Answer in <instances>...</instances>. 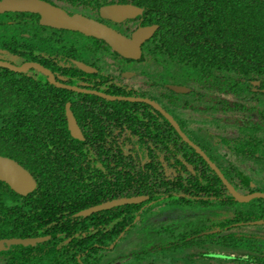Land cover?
Listing matches in <instances>:
<instances>
[{
    "label": "flooded vegetation",
    "instance_id": "flooded-vegetation-1",
    "mask_svg": "<svg viewBox=\"0 0 264 264\" xmlns=\"http://www.w3.org/2000/svg\"><path fill=\"white\" fill-rule=\"evenodd\" d=\"M41 1L47 2L65 11L70 16L79 15L105 25L128 39H131L141 28L158 27L154 36L143 44L141 58L134 60L121 56L105 41L93 36L85 35L79 31L42 26L40 24V15L33 13L2 14L6 15L5 21L11 24V26L15 24V21L18 22L19 19H23L25 21V26L30 30L28 33L25 32V34H23L25 37H28V39H37L40 37L37 36V27L35 26L36 20H38L39 25L45 28L41 31V37L48 40L56 38V40L54 39L51 41H56L57 44L61 43V47L58 46L56 51H54L56 48V45H53L54 43L50 41L47 46V43L44 42L47 48L45 50L46 55L43 57V60L46 61L44 62L45 65L41 63L36 64H40L50 70L55 75L57 83L64 86H56L50 83L48 77L46 79V85L47 83L50 84L53 86L52 89L57 90V94L59 93L60 102L68 99V101L72 103V110H67L65 112L68 131L72 140L76 143L85 142L87 145L90 144V141L93 142L90 134L95 133L98 137L103 139V141H96L94 142L95 145L90 146L98 164H105L104 166L108 167L111 172V168H117V170H122L124 173L130 172V175L128 173L123 176L128 179L134 178L140 173L142 175L141 182L134 181V184L140 185L141 183L145 185L149 183L153 187V191L141 195L136 194L127 196L126 194L116 199H113L111 196H106L105 202L82 210L76 214V217H89L122 206L141 205L149 201L151 197L156 196L157 200L151 201L150 204L160 203L162 199L168 197V195L172 193L170 190L176 186L179 180L183 182L189 179V174H191L195 179L202 176L208 180V184H210L209 191L212 192L210 194L203 193L201 197L195 195L193 198H198L199 200L204 199V201H202L204 203L203 207H198L202 208L206 213L214 212L217 214L215 219L218 220H214L217 224L213 225L214 222L208 223L210 222L209 219L205 216L203 217V215L200 217L197 207L192 208L191 206H187L186 211L181 210L177 212L176 210H171L170 207L164 208L165 205L162 207L155 206L158 212H149L146 215L144 226L155 233L159 242L167 244H164V249L168 248L172 250L171 245L175 243L181 245L182 248L180 249L189 248L197 244V246H201V248L199 251H194V253H200L201 257L204 255L209 259L211 257L204 251L206 249L205 244L210 248V242L213 243L215 240H206L207 235L219 236L224 234V232L226 233L229 228H235L231 230V232L238 231V235L253 237L254 233L242 232V230L247 229V227L264 226V220H249L253 218L252 215L255 212H259L262 206H264V204H262L264 202H261V200L264 201V198H256L248 203L239 202L225 185L222 178L224 177L236 192L243 197L264 194L260 189L252 193H249V189L247 190V188L244 190L241 189L240 191L235 184L236 180L229 174L235 171L241 172L242 174L237 176L239 181L246 179L252 180L253 178L252 186L260 188L255 183L256 176H254V173H252L248 167H262L257 173L260 174L262 172L264 176V129H262L264 127V121L256 115V117L253 118L255 127L250 125V127L246 126L243 128L242 125H236L234 121L235 114H233V116H228L226 113L220 111L224 106L221 104L216 105V95L206 96L204 92H196V94L193 95L194 97H192L191 94L194 92L195 88L189 83L186 84V80L180 75L182 68L170 57L157 56L162 54V52L160 48L155 46V38L162 27L158 22H155L157 21L158 10L155 7L148 8L145 4L146 0ZM111 6L136 7L141 10V14H138L135 18H127L120 21L103 17L102 9ZM3 23L5 22L0 20V24ZM11 34L13 35V31H11ZM70 39H73V41ZM33 45L34 44L25 46L31 51V49L35 48ZM56 53L60 54L59 58L55 57ZM49 54H52V56H49ZM160 57L161 59L158 60ZM26 63L33 62L25 61L21 65H15L22 66ZM79 63L90 67L92 69L91 73L80 69ZM133 64L139 65V69L143 67L140 66L141 64H145L146 66L154 65V70L146 68L145 70L137 72L139 69L133 68ZM158 69L166 70L162 74L168 75V77L165 78L163 75L156 76L155 73ZM171 69H173L175 73H171ZM31 71L35 70H30L28 72ZM101 75L103 77H100ZM174 75L180 77L176 78ZM127 78H131L132 80L136 78V81L129 83ZM137 84L139 87L135 88ZM252 84L254 85V91L264 93V90H259L262 85L260 81H254ZM67 87L76 88L80 91ZM176 88H181L183 91L177 92L175 91ZM62 90L74 93L67 96ZM92 96L96 97V99L92 98ZM109 98H113L114 100H110ZM212 99H214L213 104L210 101ZM221 100L225 99L221 97L220 101ZM236 103H238V101ZM214 104L216 106H214ZM232 106H235V102H232ZM115 107H119L120 114L124 117L127 115L129 119L121 124L112 122L111 118L105 119L102 113H109L110 111H106V109H115ZM123 109L126 115L123 114ZM69 111L72 112L79 128V139L74 138L70 133L68 121ZM87 114L90 115L85 117ZM92 115L97 121L92 119ZM244 117L245 115L239 116V118ZM86 118H89L87 124L84 123ZM188 119L192 121L190 125H194V128H189ZM250 121H252L251 118ZM226 123L229 125L232 124L235 128L233 129L234 131H230L233 133L231 137L228 136L227 130H225L226 128H223ZM219 124H223L224 126L216 127ZM257 124H262V126H257ZM133 127L139 129L140 136H134L135 132L132 129ZM215 130L217 131L214 132ZM99 131L102 132V135L98 134ZM161 133L166 134V137L162 139ZM183 136H185L189 142L185 140ZM172 137L175 139L177 138L179 141L181 140L191 148L188 158L183 159L181 156L176 157L177 154L174 155L175 147L181 146L182 144L170 143ZM242 143H246V149L239 151L238 147H240ZM70 144L72 145V142ZM26 148L30 147L27 146ZM99 149H103L101 151L103 159H99L100 153L97 152ZM109 151H112L113 154L107 155ZM24 154L27 156V160L35 159L34 152H25ZM176 160H178L179 164L183 163L186 170L182 165H176ZM18 164L24 167L21 163ZM120 164H123L122 166L125 164L126 166L131 165L132 168L130 170L129 168L120 167ZM24 168L33 176L38 188V182L34 173L26 167ZM187 172H189V174ZM112 173L114 174L115 172ZM113 174L105 175L106 180L110 181ZM231 179H233L235 183H232ZM215 181L220 183L216 185ZM5 184L9 186L7 183ZM9 188L11 189L10 186ZM36 190L27 195H21L12 190L20 199L17 196L6 198L9 202L3 206V209L7 211V214L5 216L3 215V217H6L7 221L4 220L6 223L1 226L4 230L0 232V241H26L27 245L6 244L0 249V264H104L107 254L103 255L101 260L98 259V255L94 258L89 257L88 259H81L79 253H75L74 250L69 247H64L62 243L53 244L51 241L52 236L48 234L43 236L46 229L47 231L49 229H58V226L51 225L50 223L39 224L32 222L31 220L34 216H29V212H26L28 215L22 214L26 210V203L23 205L22 202L25 198L33 195ZM229 194L233 196L237 203L233 204L231 202V204H227L229 202ZM132 198H144V200L137 204L113 206L109 209L99 210L86 216H80L82 212L89 211L93 208ZM18 199L20 200V204H18ZM240 207H242V209H240ZM141 208L145 209L146 207ZM218 212L221 215H219ZM236 215L238 219H235L232 224L226 227L225 221L233 220V218H236ZM242 216L243 218L240 219ZM167 220L170 221L169 225L166 224ZM199 222L202 223L201 225L208 223V226H206V230L202 229L201 231L199 230V232H195L198 230L197 225ZM131 233H129L127 237ZM260 236L264 238V235ZM261 241L264 243V239ZM253 242V240H246V242H244L247 247H249L250 251L248 252V249L244 248L243 253L247 251L253 255V251H251L250 248L256 247ZM71 251L74 252L73 255ZM227 254L228 255L224 254L226 256H220L219 253L217 258L219 256V258L225 259L230 264H247L245 259L238 257V255L232 256L235 254L231 252ZM121 256L125 259L130 258V260H139L144 255L133 253ZM214 256L215 255L212 257ZM253 256L254 258L250 260L251 264L256 262H260L261 264L264 263V255ZM211 260L212 259H209L208 261Z\"/></svg>",
    "mask_w": 264,
    "mask_h": 264
},
{
    "label": "trees",
    "instance_id": "trees-1",
    "mask_svg": "<svg viewBox=\"0 0 264 264\" xmlns=\"http://www.w3.org/2000/svg\"><path fill=\"white\" fill-rule=\"evenodd\" d=\"M145 4L148 8L155 7L158 10L155 22L162 27L155 38V46L162 52L157 56L170 57L182 68L180 75L186 80V84L189 83L195 88L192 97L196 92H204L206 96L216 95V105L224 106L220 111L228 116L235 114L233 120L236 125H242L243 128L250 125L255 127L253 118L256 115L264 121V93L254 91L252 84L254 81H260L262 85L259 90H264V0H146ZM3 22L5 23L0 24V27L4 30H1L0 35L9 36L6 37V41L0 40V60L17 65L25 61L45 65L46 61L43 57L47 48L44 42L48 46L49 42L56 38L43 39L41 31L45 28L36 20V33L40 37L30 39L36 42L33 45L35 48L30 51L25 46L27 44H23V41L28 39L23 35L26 28L28 30L25 21L19 19L12 26L6 21ZM16 36H20L22 42L17 41ZM51 42L56 45L54 51L58 46L61 47V43ZM59 56V53L55 54L56 58ZM160 59L161 57L158 60ZM174 77L180 76L174 75ZM46 79L45 75L37 71L17 74L0 68V156L21 163L34 173L38 188L33 195L22 202L23 205L26 203V210L22 214L28 215L26 212H29V216H34L32 222L50 223L59 227L48 231L46 229L43 236L47 234L52 236L53 244L62 243L64 247L79 253L81 259L94 258L98 255V259L101 260L103 255L116 250L129 233L145 228L146 215L149 212H158L155 206L165 205L164 208L170 207L177 212L186 211L187 206L197 207L200 217L203 215L209 219L208 223L217 224L218 219H215L217 214L206 213L198 207H203L204 199L193 198L195 195L201 197L203 193L212 192L209 191L208 180L202 176L195 179L189 172L187 173L190 178L183 182L179 180L170 190L172 193L160 203L150 204L151 201L157 200L156 196L141 205L122 206L89 217H76V214L82 210L105 202L106 196L116 199L126 194L141 195L153 191V187L149 183L134 184V181L141 182L140 173L128 179L123 176L128 173L130 175V172L124 173L122 170L110 167L112 172H115L113 174L104 166L105 164H98L90 146L103 139L95 133L90 134L93 142L90 141L87 145L85 142L76 143L72 140L65 114L67 110H72V103L68 99L60 102L59 93L57 94V90H53L50 84L46 85ZM62 92L67 96L74 93L67 90ZM221 97L225 100L220 101ZM92 98L96 99L93 96ZM210 101L214 103V99ZM232 102H235L234 107ZM106 111L110 112L102 113L103 116L105 119L111 118L112 122L121 124L129 119L124 109L123 114L126 117L120 114L119 107L108 108ZM88 115L90 114L85 117ZM242 115L245 117L239 118ZM88 119L84 120L85 124ZM92 119L97 121L93 115ZM132 129L135 137L140 136L137 127ZM98 134L102 135V132L99 131ZM164 137L166 134L161 133V138ZM180 141L172 137L170 143H181V146L175 147L174 155L186 159L191 148ZM27 146L30 148H26ZM246 146V143H242L238 147L239 151L246 149ZM102 150H97L100 153L99 159H103ZM25 152H34L35 159L27 160ZM109 154L113 152H107V155ZM176 162V165H182L186 170L183 163L179 164L178 160ZM122 165L120 164V167L130 170L132 168L131 165ZM110 174H113L112 178L110 181L106 180L105 175ZM229 174L236 180L235 183L231 179L240 191L247 188L249 193H252L260 189L252 186L253 178L239 181L237 176L242 174L241 172L235 171ZM219 183L215 181L216 185ZM15 196L20 199L9 186L0 182V232H3L4 228L1 226L7 221V218L3 217L7 214L3 206L9 202L6 198ZM228 196L227 204L237 203L233 196L230 194ZM19 199L18 204H20ZM252 216L253 218L249 220H264V206ZM242 218L243 216L240 217ZM235 219H238L237 215L233 220H226L225 226L228 227ZM208 223L201 225L202 223L199 222L198 230L195 232L206 230ZM233 229L235 228H229L226 233L219 236L207 235L206 240H215L213 243L210 242V249L215 248V254L234 253L235 256L245 259L247 264H251L253 255H262L256 249H264V243L261 241L264 238L256 234L253 237L238 235V231L231 232ZM246 240H253L255 243V248L250 247L253 255L248 253L249 249L248 252L243 253V249L248 248L244 243ZM172 247L182 248L177 243L171 245ZM71 252L73 255L74 252ZM207 255L209 256L210 253Z\"/></svg>",
    "mask_w": 264,
    "mask_h": 264
},
{
    "label": "water",
    "instance_id": "water-1",
    "mask_svg": "<svg viewBox=\"0 0 264 264\" xmlns=\"http://www.w3.org/2000/svg\"><path fill=\"white\" fill-rule=\"evenodd\" d=\"M5 13H33L40 15V24L42 26H48L55 29L79 31L85 35L93 36L97 39L105 41L115 52L121 56L134 60L141 58V49L143 44L150 40L158 29L157 26L151 28H141L133 35L131 39H128L105 25L79 15L70 16L65 11L41 0H2L0 1V14ZM138 14H141V10L131 6H111L102 9L103 17L112 18L113 20L117 21L127 18H135ZM0 68H4L15 73H26L30 70H35L48 77L50 83L59 87H64L57 83L55 75L50 70L46 69L40 64L26 63L22 66H17L8 61L0 60ZM79 68L89 73L92 71L90 67L82 63H79ZM69 89L78 90L76 88ZM175 91L180 92L183 90L181 88H176ZM110 100L114 99L111 98ZM68 121L70 133L74 138L79 139V128L71 111L68 112ZM183 137L188 141L185 136ZM222 179L230 192L239 202L248 203L256 198H264V194H255L252 196L243 197L236 192V190L224 177ZM0 181L7 183L12 190L21 195L32 193L37 188L35 179L24 167L14 160L2 156H0ZM143 200L144 198L120 200L115 203L106 204L97 208H93L89 211L82 212L80 216H86L99 210L109 209L113 206L123 204H137ZM6 244L27 245V242L18 240L0 241V249H2Z\"/></svg>",
    "mask_w": 264,
    "mask_h": 264
},
{
    "label": "rangeland",
    "instance_id": "rangeland-1",
    "mask_svg": "<svg viewBox=\"0 0 264 264\" xmlns=\"http://www.w3.org/2000/svg\"><path fill=\"white\" fill-rule=\"evenodd\" d=\"M0 19L2 21H5L6 15H0ZM1 30H4L3 27H0V32ZM29 30L26 28V33H28ZM1 34V33H0ZM17 35V34H16ZM9 36L8 34L5 36L0 35V40L6 41V37ZM28 38V37H26ZM15 39L19 42H22L21 37L16 36ZM73 41V39H70ZM24 44L31 45L36 42L31 41L30 39H27L23 41ZM140 66H143L141 69H139V65L133 64V68H137V72H140L141 70H145L146 68H151V70H154V65L146 66L145 64H141ZM166 70H156V76H161L163 75L165 78L168 77L165 74H162ZM171 73H175L173 69H171ZM168 80V79H167ZM127 81L130 82H135L136 78L132 80L131 78H127ZM139 85H135V88H138ZM198 118V117H196ZM192 121L188 119V124L189 128H194V125H190ZM198 123V121H197ZM224 126L223 124H219L216 127H222ZM215 127V128H216ZM232 124L226 123L223 128H226L228 136H232L233 133L230 131H234V127L232 128ZM192 130V129H191ZM215 130L214 132H216ZM234 138V137H233ZM248 169L254 173V176H256L255 183L257 186L260 187V190L264 192V176L262 172L258 174V170L262 169V167L259 166H249ZM247 193V192H245ZM242 209V207H240ZM219 213V212H218ZM219 215H221L219 213ZM159 222V221H158ZM157 222V223H158ZM189 222V221H188ZM179 223V222H178ZM178 223H177V229H178ZM166 224L169 225L170 221H166ZM242 232H252L256 235H264V226H253V227H247V229L242 230ZM164 244L167 245L166 243L159 242L155 233L150 231V229L147 228H139L135 232L131 233L126 239H124L122 242H120L119 247L107 253L104 264H230L228 261L222 258H217L218 254H215V248L210 249L207 244H205V250L207 253H210L209 259H212L211 261H208L209 259L203 255V257L200 256V253H194V251H199L201 246H197L195 244L194 246H191L189 248H183V249H178L179 247H172V250L166 248L164 249ZM246 249H249L246 248ZM253 251V250H251ZM258 253H261L262 255L264 254V249L258 248L256 249ZM141 254L144 255L142 256L139 260H130V258H123L121 255H127V254ZM206 253V254H207ZM225 254V253H224ZM215 255L214 257H212ZM226 255H228L226 253ZM226 255H221L220 256H226ZM235 256V255H232Z\"/></svg>",
    "mask_w": 264,
    "mask_h": 264
}]
</instances>
